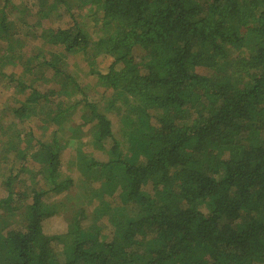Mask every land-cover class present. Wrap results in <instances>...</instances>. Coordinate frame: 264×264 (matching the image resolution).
<instances>
[{
	"label": "trees",
	"instance_id": "obj_1",
	"mask_svg": "<svg viewBox=\"0 0 264 264\" xmlns=\"http://www.w3.org/2000/svg\"><path fill=\"white\" fill-rule=\"evenodd\" d=\"M36 3L0 0V78L24 94L12 108L18 121L0 123L3 150L14 156L0 198V264H264V0ZM85 5L83 19L76 10ZM58 12L71 16L67 27L42 26ZM30 36L43 40L31 53ZM76 53L112 90L107 107L122 116L119 137L69 72ZM102 54L113 59L107 73L94 68ZM9 64L22 71L7 75ZM41 80L59 87L40 90ZM79 108L81 122L63 133ZM35 119L43 133L58 128L46 141L20 129ZM69 143L79 144L71 164L87 186L86 199L72 203L57 200L77 186L62 170ZM27 169L26 189L17 179ZM61 209L67 232L47 233L44 223Z\"/></svg>",
	"mask_w": 264,
	"mask_h": 264
},
{
	"label": "rangeland",
	"instance_id": "obj_2",
	"mask_svg": "<svg viewBox=\"0 0 264 264\" xmlns=\"http://www.w3.org/2000/svg\"><path fill=\"white\" fill-rule=\"evenodd\" d=\"M19 3V0H16ZM37 0H27V3L32 6L35 10L38 8L37 6ZM89 5H85L82 7L81 10H76V13H78L80 11V18L85 19L86 16L85 14L87 13ZM34 9L32 10V13L34 12ZM75 12V11H74ZM16 15V14H15ZM78 16V17H79ZM11 19H14V16L11 15L10 16ZM17 17V15H16ZM36 17H34V20H32V22H35ZM71 21V16L69 14H66L64 16H62L61 13H57V14H53L52 17H50V19H45L42 22V26L43 27H47V26H51L53 28H57V27H67L69 22ZM25 27H23V31L25 33ZM41 30V29H40ZM43 43V40L38 38V37H33L30 36L27 39V44L25 47L26 51H29V53H31V51L37 47H39L41 44ZM1 44L4 46H6V42H0V47ZM42 49H44L45 51H60L61 49L55 46H52L50 44H46L43 45ZM139 53V52H138ZM139 56L137 57L136 61H140L141 57ZM112 57L110 56H105V55H100L97 57L96 59V63L94 64V68L96 70L101 71L102 73H107L109 70V66L111 65L112 62ZM68 70L69 72L78 80L81 88L83 89V91H86V94L88 95V97L94 101H97L100 106L101 109L103 108V110L106 111V113L108 114V116L111 118V120L113 121V126H114V131L116 132V136L119 137L121 134V128L123 129L122 125V116L116 112L118 110L117 108H113V110H109L108 109V105H109V101L113 98V93L111 89H106L105 87L101 86L98 84L97 82V76L91 73V68L89 66L88 60H86V58L84 56H82L81 54H70L68 55ZM21 63V62H20ZM3 71L8 74L15 72L17 74H19L22 71V67L20 65H16L14 66L13 64H9L6 65L3 68ZM1 76V75H0ZM36 86L43 91H49L48 88L53 87L52 89H57L59 86L56 83L53 82H48V81H38L36 83ZM81 97H83L82 95H78L76 98L80 99ZM53 100H67L66 96L63 95H52ZM24 99V94L19 95L15 92L14 86L10 85L8 83V79L7 78H0V115H2L3 117L1 118V122L3 124H7V123H11L13 121H18L12 111L13 107H17L20 105V102ZM107 107V108H106ZM81 108H79L76 113L73 115L72 119L73 122H69L67 123L66 126V131H64L63 133H70L71 132V124H76V123H80L81 122ZM40 125V121L35 119L34 122H32V124L30 122H26L25 125H20V129H25L28 130L30 127H32L35 131L36 134V138L38 137H42L44 141H46V138L48 137V134L50 133V131L54 128L57 129L58 126H54L52 129L48 130L46 133H43V130L41 128H38L36 126V124ZM87 128L82 129L81 135H82V141H84V139L87 137L84 134V132H86ZM3 137H1L0 134V198L5 197L7 195V187L5 185L6 179L10 176L11 172H10V167H11V160L13 159V155H11L10 153H6V151L3 150L2 147V141H3ZM85 141H88V139H86ZM79 146L78 143L76 144H71L69 143L68 145L65 146L64 151L62 153V163H63V167L62 170L66 173L71 175L77 182V186L73 187L70 190V194L68 195L67 199H64V196L66 193L68 192H64L62 194H59L57 196V200L59 198H62L63 200H68L69 202H74L77 197H79L80 199H86V189L87 186H85V184L80 181V177L81 175L79 174V172L73 168L71 161L76 157V148ZM82 149H85L87 151H92L94 153V155L102 160H104L105 158H107L105 152L103 151H98V150H92L93 147L91 145L88 144H84L82 143L81 146ZM8 155V158H5V155ZM9 161V162H8ZM22 163H26L24 161H20L17 162L16 166H19V164ZM38 163V162H37ZM28 165L33 169H37V165L34 164L32 161H28ZM39 165V163H38ZM40 167V166H39ZM28 170V171H27ZM25 172L21 173L17 179V185L20 184V181L22 180V184L23 187H25L27 189L28 186H32V176L31 174H33L30 169H27ZM35 174V172H34ZM36 175V174H35ZM37 176L40 177V175L38 174ZM26 184V186H25ZM95 184V183H94ZM20 187H22V185H19ZM30 189V188H29ZM55 197V195L53 194L52 196H50V200H53V198ZM28 201L30 200V194L27 196ZM23 204V203H22ZM97 204H92V205H88L86 211H87V215H88V222L92 221V217H93V212H94V206ZM65 207V206H64ZM60 212L58 213V215L56 214L55 216L49 218L46 220V222L44 223V230L52 235H59V234H64L67 232L68 229V215L66 212H63V210H59ZM100 224L105 225L104 229H105V233H107L108 235L111 234L112 231V224L109 221V218L107 216L101 217L99 220ZM24 222V218L21 215L20 217H15L11 223L12 225L15 226H19ZM63 246L59 243L55 244V250L57 252L60 253V251L62 252Z\"/></svg>",
	"mask_w": 264,
	"mask_h": 264
}]
</instances>
